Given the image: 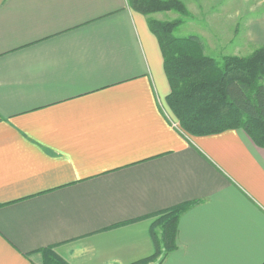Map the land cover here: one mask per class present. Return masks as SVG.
Returning a JSON list of instances; mask_svg holds the SVG:
<instances>
[{
  "label": "crops",
  "instance_id": "obj_1",
  "mask_svg": "<svg viewBox=\"0 0 264 264\" xmlns=\"http://www.w3.org/2000/svg\"><path fill=\"white\" fill-rule=\"evenodd\" d=\"M223 12L230 55L264 45V12L240 39L228 24L241 9ZM160 14L0 0V264H42L46 248L68 264H135L154 253L153 215L186 202L161 264H264V147L241 129L171 125L148 26Z\"/></svg>",
  "mask_w": 264,
  "mask_h": 264
},
{
  "label": "trees",
  "instance_id": "obj_2",
  "mask_svg": "<svg viewBox=\"0 0 264 264\" xmlns=\"http://www.w3.org/2000/svg\"><path fill=\"white\" fill-rule=\"evenodd\" d=\"M141 14L173 10L190 16L181 0H128ZM180 19L158 21L148 18L163 58L170 87L166 103L180 128L193 136H204L226 129H241L264 147V45L247 56L226 55L219 62L204 53L196 35L175 37L172 32ZM191 203H181L154 214L150 228L154 253L135 264L157 260V264L176 249L180 215ZM42 264H68L51 248L42 251Z\"/></svg>",
  "mask_w": 264,
  "mask_h": 264
},
{
  "label": "rangeland",
  "instance_id": "obj_3",
  "mask_svg": "<svg viewBox=\"0 0 264 264\" xmlns=\"http://www.w3.org/2000/svg\"><path fill=\"white\" fill-rule=\"evenodd\" d=\"M182 2L184 4L185 2L192 3L193 5H190V9L195 10V13L190 16H182L173 10L154 12L161 13L160 17H157L160 19L158 21H172L180 19L182 22L173 30L172 35L175 37H185L188 35L198 36L202 40L203 45H205L204 53L219 62L222 61L223 56L234 54L235 52L232 45L225 48V46H223L220 42V30L217 28L218 24L221 22L226 24L224 18H227V14H224V9L228 10L234 6L241 9V15L230 19L228 24L231 26L238 24L239 30L237 33L238 37L236 39H240L242 37L243 24L246 18L256 17L264 12V5L262 7H258L256 11H250V8L254 7V0H184ZM211 25L215 26L216 29H209ZM209 39L211 46H208ZM257 47V45H251L248 48L245 47L244 49H241L238 54L239 56L249 55V53ZM166 113L172 121L177 122L179 125L178 120L170 110L166 109Z\"/></svg>",
  "mask_w": 264,
  "mask_h": 264
},
{
  "label": "built area",
  "instance_id": "obj_4",
  "mask_svg": "<svg viewBox=\"0 0 264 264\" xmlns=\"http://www.w3.org/2000/svg\"><path fill=\"white\" fill-rule=\"evenodd\" d=\"M167 116H168V115H167ZM168 119H169V121H170V123H171V125H172L173 127L177 128V129H179V130H181V128L179 127V125L177 124V122L172 121V120L169 118V116H168Z\"/></svg>",
  "mask_w": 264,
  "mask_h": 264
}]
</instances>
